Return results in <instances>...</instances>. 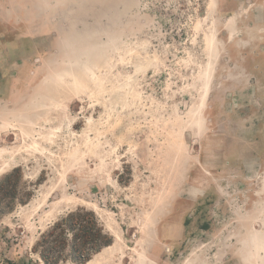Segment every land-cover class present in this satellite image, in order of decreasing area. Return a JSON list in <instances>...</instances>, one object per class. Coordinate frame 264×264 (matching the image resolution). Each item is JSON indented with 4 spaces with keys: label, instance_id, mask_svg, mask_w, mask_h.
Masks as SVG:
<instances>
[{
    "label": "rangeland",
    "instance_id": "rangeland-1",
    "mask_svg": "<svg viewBox=\"0 0 264 264\" xmlns=\"http://www.w3.org/2000/svg\"><path fill=\"white\" fill-rule=\"evenodd\" d=\"M39 4L0 0V264L80 207L113 243L59 264H264V0Z\"/></svg>",
    "mask_w": 264,
    "mask_h": 264
},
{
    "label": "trees",
    "instance_id": "trees-1",
    "mask_svg": "<svg viewBox=\"0 0 264 264\" xmlns=\"http://www.w3.org/2000/svg\"><path fill=\"white\" fill-rule=\"evenodd\" d=\"M30 191L21 184L20 169L0 177V218L13 211L19 203L30 200ZM70 234V239L68 235ZM106 233L100 216L85 207L70 211L55 220L42 233L34 245L45 264L73 261L86 263L95 253L113 243Z\"/></svg>",
    "mask_w": 264,
    "mask_h": 264
},
{
    "label": "crops",
    "instance_id": "crops-1",
    "mask_svg": "<svg viewBox=\"0 0 264 264\" xmlns=\"http://www.w3.org/2000/svg\"><path fill=\"white\" fill-rule=\"evenodd\" d=\"M59 1V4H58ZM38 13L44 15L46 18H51L54 15H68L69 11L65 10V4L68 0H39ZM58 4V5H57Z\"/></svg>",
    "mask_w": 264,
    "mask_h": 264
},
{
    "label": "bare ground",
    "instance_id": "bare-ground-1",
    "mask_svg": "<svg viewBox=\"0 0 264 264\" xmlns=\"http://www.w3.org/2000/svg\"><path fill=\"white\" fill-rule=\"evenodd\" d=\"M210 43H211V41H209ZM16 153V152H15ZM8 154V153H7ZM14 154V153H13ZM2 157V156H1ZM12 158V157H11ZM13 159H14V156H13ZM16 161H17V159H16ZM9 162H11V161H9ZM9 162H6L5 164H4V166L3 167H6V166H8L9 165ZM3 163V162H2ZM14 163V162H13ZM12 165V164H11ZM157 205V204H156ZM160 205V204H159ZM159 210V209H158ZM145 224V223H144ZM144 227V226H143ZM155 237V236H154ZM116 242V241H115ZM111 246V245H110ZM112 248V247H111ZM107 250V249H106ZM114 251V250H113ZM116 251V250H115ZM104 252V251H103ZM102 252V253H103ZM106 253V252H105ZM104 256V255H103ZM99 258V257H98ZM100 259V258H99ZM98 259V260H99ZM106 261V260H105ZM93 263V262H92ZM91 263V264H92ZM100 263V262H99ZM90 264V263H89ZM96 264V263H95ZM101 264V263H100ZM134 264H149V262L147 261V258L144 256V255H140L139 256V258H138V260L137 261H135L134 262Z\"/></svg>",
    "mask_w": 264,
    "mask_h": 264
},
{
    "label": "water",
    "instance_id": "water-1",
    "mask_svg": "<svg viewBox=\"0 0 264 264\" xmlns=\"http://www.w3.org/2000/svg\"><path fill=\"white\" fill-rule=\"evenodd\" d=\"M112 245V244H111Z\"/></svg>",
    "mask_w": 264,
    "mask_h": 264
}]
</instances>
